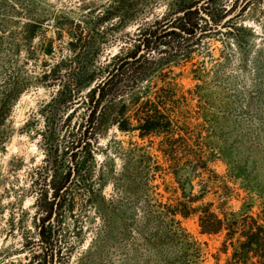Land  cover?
Returning <instances> with one entry per match:
<instances>
[{
    "label": "trees",
    "instance_id": "1",
    "mask_svg": "<svg viewBox=\"0 0 264 264\" xmlns=\"http://www.w3.org/2000/svg\"><path fill=\"white\" fill-rule=\"evenodd\" d=\"M28 1L32 7L33 1ZM140 1L106 0L97 7L84 4L86 14L79 22L53 18L57 36L64 29L72 30L68 58L48 64L44 61L45 70L36 76L23 71V62L8 74L0 73V148L6 139L4 123L21 94L34 84L56 86L55 94L43 107L45 160L37 188L41 209L34 222L35 245L41 253L35 264L58 263L54 227L60 222L59 211L70 201L66 196L72 178L77 179L79 188L89 191L85 182L90 179L88 158L97 150L105 108L115 99L120 107L112 125L129 137L126 146H121V187L136 199L134 206L125 202L121 206L126 213L137 208L142 230H150L158 256L167 264L198 263L199 243L180 220L195 217L201 235H223L221 252L227 253L231 247L225 264H264V219L252 215L250 205L243 204L235 212L225 210L229 186L211 165L217 160L228 162L222 155L216 120L202 112L200 86L184 88L176 81L179 74H169L171 67L189 61L192 46L205 38L223 35L240 43V33L251 31L239 24L240 18L253 0H170L160 18L137 27L132 47L125 54H114L100 62L97 53L102 50L103 38L98 29L106 24L124 27L134 21L132 13L139 10ZM21 9L28 8L25 5ZM29 21L24 25L41 28L46 19ZM35 35L32 30L26 41ZM51 40L48 38L41 48L47 54L52 52ZM12 51L18 56L17 45ZM195 97L199 99L192 106L190 101ZM79 111L82 113L73 122L74 131L69 132L72 146L64 150L70 166L61 174L57 124L69 122ZM165 176L170 185L164 191L170 195L163 201L154 181L160 178L164 183ZM209 194L216 202L204 201ZM160 249L169 250L168 259L157 252Z\"/></svg>",
    "mask_w": 264,
    "mask_h": 264
},
{
    "label": "rangeland",
    "instance_id": "2",
    "mask_svg": "<svg viewBox=\"0 0 264 264\" xmlns=\"http://www.w3.org/2000/svg\"><path fill=\"white\" fill-rule=\"evenodd\" d=\"M32 1L30 7L28 0H0L1 75L23 62V71L36 76L45 70L44 61L48 64L68 58L72 30L64 29L57 36L53 18L79 22L86 14L82 5L90 3L87 6L97 7L106 0ZM169 2L141 0L139 10L132 13L134 21L124 27L101 26L97 31L103 38L98 60L104 62L114 54H125L132 47L137 27L160 18ZM25 5L27 11L21 9ZM39 19H46L41 28L24 25ZM239 24L251 29L240 33V43L223 35L205 38L192 46L187 54L190 60L183 66L171 67L169 74H179L176 81L184 88L200 86L198 92L204 95L200 100L202 112L218 124L222 155L228 163L217 160L211 168L229 186L225 210L235 212L243 204L250 205V213L264 219V0H253ZM32 30L36 37L26 41ZM48 38L52 39L50 54L41 50ZM14 45L19 48L18 56L12 51ZM55 91L56 86L32 85L12 106L4 123L6 139L0 148V264H35L41 253L35 245L34 222L41 209L37 188L45 160L43 107ZM198 99L195 97L190 105ZM119 107L120 101L115 99L101 117L97 150L87 164L90 179L85 182L89 191L79 188L77 179L70 180L66 196L70 201L59 211L60 222L54 227L55 249H59L57 264H167L155 252L150 230H142L137 208L126 213L121 206L122 202L134 206L136 199L121 187V146H126L129 137L112 125ZM79 112L69 122L57 124L61 134V174L70 166L67 151L73 138L69 132L74 131L73 122L79 119L82 111ZM154 184H158L156 191L163 194L165 201L170 195L164 191L170 185L169 177L165 176L164 183L157 178ZM211 200L216 202L212 194L204 199ZM180 220L181 226L199 243L201 256L197 264L226 263L232 249L229 246L227 253L220 251L223 235H201L195 217ZM157 252L167 259L170 256L167 249Z\"/></svg>",
    "mask_w": 264,
    "mask_h": 264
}]
</instances>
